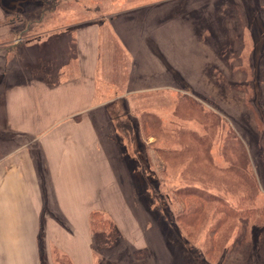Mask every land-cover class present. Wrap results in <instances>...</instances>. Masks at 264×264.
<instances>
[{
    "label": "rangeland",
    "instance_id": "374dc122",
    "mask_svg": "<svg viewBox=\"0 0 264 264\" xmlns=\"http://www.w3.org/2000/svg\"><path fill=\"white\" fill-rule=\"evenodd\" d=\"M85 24L103 42L85 114L133 219L121 234L90 213L95 264H264V0H0V99L45 75L46 34L71 47ZM182 189L238 214L208 201L188 220Z\"/></svg>",
    "mask_w": 264,
    "mask_h": 264
},
{
    "label": "crops",
    "instance_id": "0c3cea01",
    "mask_svg": "<svg viewBox=\"0 0 264 264\" xmlns=\"http://www.w3.org/2000/svg\"><path fill=\"white\" fill-rule=\"evenodd\" d=\"M73 33L71 47L64 36L56 44L53 33L37 44L34 67L40 53L51 61L45 75L4 81L0 145L11 149L0 154V264H64V256L69 264H95L90 213L107 210L121 234L133 224L112 161L85 114L94 107L103 45L98 26ZM20 134L29 140L17 144Z\"/></svg>",
    "mask_w": 264,
    "mask_h": 264
},
{
    "label": "trees",
    "instance_id": "16d2710c",
    "mask_svg": "<svg viewBox=\"0 0 264 264\" xmlns=\"http://www.w3.org/2000/svg\"><path fill=\"white\" fill-rule=\"evenodd\" d=\"M180 192H182V193H180ZM194 192L197 194L196 199H194L195 202H192L193 204L188 208V211L184 215L185 217L187 216L188 220H195L196 218L201 216V212L204 208L203 206H205L208 203V201H216L218 211L221 213L218 220H224L227 217H231L232 215H236V213L238 214L236 209L229 208L224 201H221L220 197H217L214 195H209L207 197H204L199 192H197L196 190H193V189L188 190V191H186L184 189L177 191V193L189 195V196H193ZM241 206H243V205H239L238 207H241ZM247 210L248 209H246V211ZM238 211L241 212L244 210H243V208H240ZM94 214H96V213H92L91 216ZM103 223H104L105 228L107 229V234L111 235L113 232V228H114V227H112L113 223L110 220H104ZM262 233L264 234V231ZM239 239H241V238H239ZM239 239L235 240V244H237L238 241H240ZM260 250H262V253H264V240H262V239H260ZM67 264H68V262H67Z\"/></svg>",
    "mask_w": 264,
    "mask_h": 264
}]
</instances>
